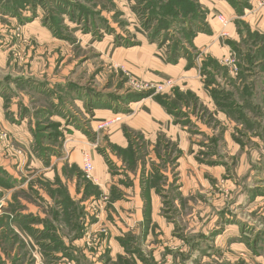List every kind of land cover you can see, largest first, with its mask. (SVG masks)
Wrapping results in <instances>:
<instances>
[{"label": "rangeland", "instance_id": "374dc122", "mask_svg": "<svg viewBox=\"0 0 264 264\" xmlns=\"http://www.w3.org/2000/svg\"><path fill=\"white\" fill-rule=\"evenodd\" d=\"M48 1L43 0V3ZM72 1L85 4L94 9L96 14L86 20L78 19V13L72 15L70 10L68 14L60 13L64 23L57 33L51 23L52 20L46 22L51 11H54L53 15L57 14V11L48 9L50 5L46 8L44 5L39 6L34 14L32 10L18 12L13 9V5L7 4V0H0V94H4L5 99L8 98L6 103L10 104L15 103L14 98L17 102L23 97L28 105L25 107L28 114H36L40 106L45 107L43 111L47 110L48 113H60L61 111L57 109L60 106L54 107L52 102H49L52 98L44 93H38L40 89H35L41 88L40 84L44 81L55 83L54 93H57L59 102L66 101L74 106H72L74 110H79L81 116L78 120L81 125L77 126H82L86 142L94 141V149L105 156L106 167L109 166L108 170L111 173L117 175L118 170L123 173L106 182L109 186L93 184L84 176L82 168L78 165L80 156L74 155L76 151H73L77 147H71L70 154L73 151L71 161L65 150L61 159H54L55 164L62 167V171L63 168H68L66 170L69 179L67 183L64 182V187L70 196V202L64 203L65 197L63 201V196L58 194L61 187L53 179V174L48 175L43 169L37 170L42 166L37 168L30 164L28 167L30 155H35L39 147L26 148L25 146H29L25 142V140L28 142L27 133L25 130L19 132L15 126H11V117L4 116L3 112L0 126L8 129L5 132L9 137L5 143L0 139V157L6 165L15 169L11 170L13 173L19 172L16 176L23 183L25 191L19 193L21 200L28 204L31 202L44 210V219L60 226L70 238L75 237L85 223L84 232L88 231L91 237L84 238L83 232L84 240L80 242L79 249L86 250L85 253L83 250L81 252L84 259L72 261L70 264H174L176 261L185 264H264V247H261L259 255L262 257L259 258L251 246L253 239L258 236L264 245V210L257 213L260 206L256 204L250 208L246 207L245 210L239 207L245 202V198L243 191L235 188L234 184L233 178L237 177L242 168L239 178L247 173L244 164L239 165L234 159L236 157H233L240 154V151L231 148L229 163L224 164L227 167L223 176L217 177V174L209 170H206L203 176L200 168L191 170L188 167L187 172L182 169L181 175L182 173L174 168V163L182 152L162 134L153 146L142 132L130 131L125 127V137L132 147V154L117 149L119 145L113 137L112 140L107 137L108 131L106 133L101 131L100 135L93 131L92 108L101 107L92 105L97 99L106 106L117 105V108L129 112L127 104L119 98H128L130 95L148 91L133 86L128 75L116 66L117 60L109 53L113 54L116 45L132 43L133 30H130V22L138 24L141 31L142 29L147 31L148 36L150 30L146 29L145 17L141 14L142 9L137 6L136 0H117V3L110 0ZM104 3L106 7H103ZM15 11L18 12L17 17L14 16ZM34 15L37 16L33 17ZM102 16L106 17L107 22L101 21ZM35 20L38 22L32 23ZM102 28L105 31L100 32ZM124 28L128 32L124 31ZM113 29H117V33L112 37L105 36ZM78 37L80 40L76 43ZM258 40L264 45L261 39ZM242 44L245 55L253 51L254 46L251 43L243 41ZM166 46L170 48L172 43L168 41ZM263 60L264 57L260 55L255 61ZM240 61L242 63L243 59L240 58ZM256 63L258 62L254 64ZM248 67L251 78L247 80L251 89L246 91V98H243L242 104L252 116L256 110L254 106L260 109L264 107V63L262 67L260 64L255 67L249 64ZM224 73L227 76L226 70ZM229 75L232 76L230 70ZM66 89L68 94L64 92ZM241 89L236 88L237 96H240ZM48 92L51 93V90ZM79 92H83L85 99H81ZM179 95L189 101V93L185 92V88ZM75 96H80L81 101L76 103ZM203 115L205 116V113ZM262 117L264 119V115ZM34 120L36 121V118ZM45 125L46 122H43L40 127ZM241 132L252 130L244 125L241 129L236 128L233 135L241 140V137L243 139ZM96 140L98 143L100 141L103 147H97ZM248 147H251V144ZM13 148L15 150L21 148L23 154L16 155ZM107 148L110 153L122 160L120 166L109 153L105 152ZM54 149L59 153L62 151L61 148ZM39 153H42L41 149ZM21 158L24 159V164H21ZM203 159V156L198 157L199 162H204ZM214 163L215 161H210V164ZM17 166L20 167L19 170ZM129 172H138L140 180L136 181L138 177L131 179ZM21 176L27 179L22 181L24 177L20 178ZM239 178H236V181L240 182ZM30 185L42 189L45 195L51 194L52 203L49 205L50 200L41 199L39 194L36 197L34 192L30 198ZM233 188L236 190L232 192ZM141 189L149 197L147 200L144 196L149 209L138 213L136 203L139 202V198L136 193L141 192ZM152 189L157 191L159 198L158 196L152 198ZM7 193H10V197L15 191L9 190ZM259 201L263 203L264 198ZM254 206L256 207L253 208ZM33 207L31 206V209ZM252 209H256V212ZM238 213H242L239 215L245 221L243 225V221L240 222L239 229L233 226L237 224ZM93 223L95 230L90 231ZM223 232V236L218 237ZM122 240L129 245L122 244ZM239 241L246 243L249 251L243 252L239 249ZM132 251L135 255H132Z\"/></svg>", "mask_w": 264, "mask_h": 264}, {"label": "crops", "instance_id": "0c3cea01", "mask_svg": "<svg viewBox=\"0 0 264 264\" xmlns=\"http://www.w3.org/2000/svg\"><path fill=\"white\" fill-rule=\"evenodd\" d=\"M113 1L117 3V0ZM197 1L202 8L207 11V18L204 30L198 32L193 39L194 47H191V51L195 52L197 55L194 62L195 64L192 67H189L190 61L186 56H181L176 61H169V47H160L158 42L151 41L147 31L143 29L141 31L138 24L132 22H130L129 25L131 26L130 30H133L131 31L133 32L132 43L128 45L122 44L121 46L116 45L113 54L112 52H108L111 57L113 56L115 60H117L116 66H118L122 72L131 75L142 83L157 85L168 79H174L175 86L167 89L164 93H160L164 96L166 105L162 104L151 95L142 100L127 104L129 112L105 106H101L105 108H93V121L91 122V125L93 126V131L97 132L98 135H100L99 133L101 131H104L105 133L108 131L109 136L107 137L111 138V140L113 137V140L118 143L119 147L124 149L129 146V140L125 137V127L130 129V131L142 132L145 135V138L149 140L153 146H155L154 144L159 138V135L162 134L164 137L171 140L176 148L182 152L176 157L177 160H175L174 163V168L178 170L179 173H182L183 168L184 172H187L188 167L191 170H197L200 168L203 176L205 175L206 170L214 172L217 174V177H219V175L223 176L226 172L225 168L227 167V165L224 164L229 163L231 148L235 151H240V154L233 155V157H236L234 159L237 160L239 165L240 163L244 164V170H246L247 173L244 177L239 178L241 171L243 170L242 168L239 174L237 170L239 176L237 175V177L233 178L235 180V188H239L243 191L244 200L246 202H244L242 206L239 205V207H243L245 210L246 207L250 208L256 204L257 206H260L257 211V213H260L264 210V202L262 203V201H259L264 198V133H261L262 130L264 131V119L262 117L264 115V107H261L260 109L259 107L254 106V109L256 110L255 114L252 115L253 118L246 111L244 104L242 103L243 98H246V91H244L246 85L248 89H251L248 86L247 80L251 78L249 77L250 72H248L249 70L246 72L244 71L246 74L245 76L242 74L239 75V73H234L232 70L234 64L231 61L232 59H235V65L238 64H236V53L233 45L235 44L238 49H242L244 46L242 44V35L239 32V23L243 21L247 22L253 31L264 35V6H259V0H249L250 7L246 8L245 12L239 15L237 10L227 0ZM137 15L138 14H136V16ZM220 15L227 20L226 24L221 22L219 19ZM108 19L110 20V18ZM34 22H38V20L32 21V23ZM116 30L113 29V31H111L113 33L109 32L110 34H106L105 36L110 35V37H112V35L117 33ZM103 31L105 30L102 28L100 32ZM124 31H127V29L124 28ZM79 37L76 43L79 42ZM209 57L213 59L211 65H208L209 61H207V59H209ZM204 63L208 71H205L204 69V72L206 73L202 75V65ZM225 66L232 72V76L229 75V71H227ZM241 67L242 69H246L245 67L248 66L243 62L241 63ZM224 69L226 70V75L228 77L225 76ZM207 78L211 79H209L210 82L208 84H206ZM40 85L41 88H34L40 89L38 93H44L48 95L49 98H52L51 101H49L48 98L47 102H52L54 107L60 106L57 109L61 111L60 113H63H48L46 110L44 115L49 116L46 125H48L49 122L56 121L60 124L59 129L64 133V137L60 138L59 142L55 144L52 142L45 144L46 148L48 147L54 150L51 152L50 149V151L47 152L50 155L48 160L41 156V153H39L40 148L37 149L35 155H30L28 167H30V164H34L37 168L42 166L37 170L43 169L44 171H47L46 173L48 175L53 174V179H56L58 176L63 182L67 183L69 177L63 175L62 167L56 165L54 159H61L63 157V152L67 150L69 161H71L73 151H76L74 155L80 156L78 165L82 168L83 154L88 152L95 165L93 173L95 178L94 184L101 187L109 186L106 182L110 179L113 180L114 176L119 177L123 172L118 170L119 173H117V175L111 173L108 170L109 166L107 165L108 167H106L105 156L97 151V149H94V141L86 142V136L82 132V126H77L79 124L81 125L78 120L81 116L79 110H74V106L71 105V103L69 104L66 101L62 103L59 102L57 93H54L55 83L52 84L48 81H44L41 82ZM67 88L70 89L68 85ZM184 88L185 92L189 93L188 102L182 99L179 95ZM236 88H242L240 96H237ZM48 90H51V93L48 92ZM67 90L68 89L64 90V92ZM212 90H214V92ZM59 93L61 94V92ZM79 94L81 95V99H85L83 92H79ZM3 95L4 94H0V119L3 118V112L4 116L11 117L10 119L12 122H10V125L15 126V129L19 132L25 130L27 133L28 142L26 140L25 142L29 146L25 147H36L34 131L37 119L35 121L33 114L25 112V107H28L27 103L24 102L25 100H23V97L17 102L14 98L13 100L15 103H8L7 106L6 99L8 98L5 99ZM75 98L76 103L81 101L80 96H75ZM44 108L45 107L41 108L40 106L38 110L43 111ZM60 108H64L65 110L63 109V111ZM199 113H201V115ZM204 113L205 116L203 115ZM38 121L43 123L42 118H39ZM105 121L112 122L105 129H99V126ZM244 125L247 126L249 130H252V132H241L243 134V139L241 137V140H239L233 134L236 128L241 129ZM3 128L5 129L6 127L4 126ZM5 130L8 131L7 128ZM3 141L5 143V140ZM95 143L97 147H103L100 144V141L98 143L96 140ZM249 144H251V147H248ZM71 147L77 148L70 154ZM54 148H61V153ZM105 152L109 153L111 158L113 157L118 166L122 164V160H120L119 156L110 153L108 148ZM60 155L62 156L56 157ZM199 156H203L204 162L198 161ZM64 159L66 161L65 157ZM20 160L21 164H24V159L21 158ZM210 161H215V163L210 164ZM0 165L3 166L16 181L15 187L10 189V191L18 192V190L23 189V183H21L16 176L19 172L13 173L11 170L13 169L14 171L15 169L6 165L1 157ZM19 168L20 167L17 166V170H19ZM46 173H44V175H46ZM128 174L131 179L138 177L136 178V181L140 180L138 172H129ZM181 175H183V173ZM23 177L24 176H21L20 178ZM236 178L241 179V181H236ZM26 179L27 177H24L22 181H25ZM29 190L30 198L33 197V194L35 193L36 197H38L39 194L41 199L45 200L47 198V200H50L49 205L52 203L51 194H47L49 190L46 193L47 195L42 193L43 190L37 186H35V188H30ZM234 190L236 189L233 188L232 192ZM4 192L5 196L0 200L3 202V205L0 208V217L3 215V208L7 207L8 202L13 200V194L9 197L10 193H7L9 190H4ZM156 192L157 191L154 189L151 190L153 199L157 196V198L160 197ZM136 195L137 198H139V202L136 203L137 212L139 213V211H144L148 207V204H145V193L142 192V189L141 192H137ZM18 198L19 201L17 203H21V205H25L26 207L25 213L32 212L36 215H40L41 218H44V210L37 208V206L31 202L30 204L24 203L20 196ZM31 206L34 207L31 209ZM255 207L256 206L253 208ZM19 210L20 208L17 211ZM253 212H256V209ZM239 214L240 213H238V215ZM240 215L236 218L237 224L233 225L237 226L238 229L241 221H243L242 225L245 223ZM94 225L95 224L93 223L90 226V231L95 230L93 229ZM35 226L43 228V224L41 225L40 223L35 224ZM12 228L18 234L19 238L25 241L27 246V256L25 258L26 260L20 257L21 254L18 252L17 245L13 249L10 248L5 251L0 250V258L6 259L4 264H11V259L15 257L18 258L19 264H32L33 261H35L33 264H70L69 259L63 256L62 251L44 250L39 244L43 242H39L34 236L28 233L20 223H12ZM2 231L3 229H0V234ZM89 234L88 231L86 233L84 232V238H87ZM223 234L224 232L219 234L218 237L221 235L223 236ZM62 238L67 245L70 244L68 235H64ZM84 238L81 237L74 240L73 244L79 248V244L81 245L80 242H83ZM230 242H232V240ZM260 243L262 244V241H260ZM238 246L243 252L249 251L247 244L243 241H239ZM82 250L83 253H85L86 250L81 248V251ZM259 256L258 253V256L256 257ZM58 257H61V259H58Z\"/></svg>", "mask_w": 264, "mask_h": 264}, {"label": "trees", "instance_id": "16d2710c", "mask_svg": "<svg viewBox=\"0 0 264 264\" xmlns=\"http://www.w3.org/2000/svg\"><path fill=\"white\" fill-rule=\"evenodd\" d=\"M113 1V0H110ZM229 3L237 10L239 15L245 12L246 8L250 7L249 0H227ZM137 6H140L142 9V15L146 20V29L149 31V38L153 42H158L159 46H166V43L170 41L172 46L169 48L170 58L169 61H176L181 56H186L190 63L189 67H192L195 63L196 53L191 51V47L193 46V39L197 35L198 32L204 30L205 21L207 18V11L202 8L200 3L197 0H136ZM7 4L13 5L14 10H32L34 14H36V10L39 6L44 5V7H50L48 9L57 11L56 15H53L54 11L49 15V19L46 20L48 23L50 20L52 25L54 26V30L58 33L59 30L63 27L64 20L60 17V13L68 14L67 12L70 10V14L76 15L78 13V19H86L89 20L90 16H95L96 11L87 7L82 3H75L72 0H49L48 3H43V0H7ZM103 7H106L103 4ZM15 11V15L17 17V12ZM100 12V11H99ZM139 15V14H138ZM37 15H34L35 17ZM102 22H107L106 17H101ZM108 28V27H107ZM112 30V29H109ZM239 32L242 35L243 41L247 44L248 42L254 46L252 52L248 55H245L242 49H238V47L234 44L233 48L236 53V64L238 68L239 75H246L244 71H248L250 67H245L246 69H242L240 58L243 59V62L247 64V66L253 65L262 67L263 61H255L262 55L264 57V45L258 40L261 39L264 42V35L259 34L256 31L251 29V26L247 22L239 23ZM252 47V46H251ZM209 61L208 65L213 63V59L209 57L207 59ZM242 62V63H243ZM255 62H258L254 64ZM206 63V62H205ZM205 63L202 65V75H204L208 71L205 67ZM227 71L229 68L225 66ZM210 78L206 79V84L210 82ZM248 87L246 85L245 90L247 91ZM214 92V90H212ZM211 91V92H212ZM153 95L159 102L166 105V101L164 96L160 93H154V90H148L143 93H139L136 95H130L128 98L122 96L124 103L129 104L131 102L142 100L146 97ZM98 97V95H97ZM97 99L93 106H105L110 107V105H104L101 101ZM122 103V102H120ZM8 106V103H7ZM117 106V105H116ZM116 106H112L116 110H121ZM94 108V107H93ZM92 108V109H93ZM45 111H38L34 114V117L37 119L36 128L34 131V135L36 137V146H38L42 150V155L46 160L49 159L50 155L47 153L51 148H46L45 144L57 143L60 138L64 137V133L59 131V123L49 122L48 125L44 127L41 126V122L38 121L39 118L43 119V122L49 120V116L44 115ZM80 125V124H79ZM48 131L47 134H45ZM45 132V133H42ZM51 143V144H52ZM121 150V152L132 153V147L128 146L127 148L116 147ZM54 150L51 149V152ZM133 154V153H132ZM66 169H68L66 167ZM63 168V175L69 177V173ZM158 178V177H157ZM55 181L60 185L59 195L63 196V201L65 197V202L69 204V198L67 194V189L64 187V182L60 177H56ZM15 180L11 177L10 173L0 165V200L5 196L4 190H10L15 187ZM91 182V181H90ZM93 183V182H92ZM94 184V183H93ZM30 188H35V186L30 185ZM64 188V189H63ZM25 192L24 189L18 190L13 194L11 201L8 202V206L3 208V215L0 217V229H3L0 234V250H9L13 249L16 245L18 248V252L21 254V258L25 260L27 256V246L24 240H21L18 234L13 230L12 223L17 222L20 223L25 230L34 236L44 250L50 251H62L63 256L67 257L72 263V261L78 262L80 259H84V255L81 253V249H79L76 245L73 244V241L81 238L83 232L85 230V226L83 223L82 227L75 235V237L70 238L68 234H65L62 228L58 225H54L53 223L48 222V219L41 218L40 215H36L32 212L25 213V205H21V203H17L19 201V193ZM145 193V192H144ZM52 196V195H51ZM146 196V195H145ZM147 200L149 197L146 196ZM20 208L19 211H17ZM149 208H146L148 210ZM42 223L43 228L36 227L35 224ZM68 235L70 239V244L67 245L63 240L62 236ZM126 241L122 240V244L128 246L129 244L125 243ZM264 242V241H263ZM259 236L254 238L252 241V248L258 254L261 250V247H264L263 244H260ZM5 245V247H4ZM259 245V247H258ZM263 245V246H262ZM125 246V247H126ZM132 255L134 251H132ZM186 258V257H185ZM61 259V257H58ZM6 259L0 258V264H4ZM35 261L32 262V264ZM74 263V262H73ZM11 264H19L18 258L15 257L11 259ZM30 264V263H29ZM76 264V263H75ZM174 264H185L176 261Z\"/></svg>", "mask_w": 264, "mask_h": 264}, {"label": "built area", "instance_id": "2783aa9c", "mask_svg": "<svg viewBox=\"0 0 264 264\" xmlns=\"http://www.w3.org/2000/svg\"><path fill=\"white\" fill-rule=\"evenodd\" d=\"M259 6H264V0H259ZM219 19L221 20L222 23L226 24L227 23V20L223 17V16H219ZM234 66L232 68L233 72L234 73H238V68H237V65H235V59H232L231 61ZM130 76V77H129ZM128 78L130 80V83L133 85V86H136V87H139V88H142V89H146V90H154V93H164L167 89L169 88H173L175 86V81L174 79H168L166 81H164L163 83L161 84H151V83H142L140 81H138L136 78L132 77L131 75H128ZM116 119H119V118H116ZM112 122V121H111ZM110 121H105L104 123H102L100 126H99V129H105L106 127H108L111 123ZM8 133L5 132V129L0 126V139H3V140H8ZM13 152L16 154V155H22L23 154V150L21 148L19 149H14L13 148ZM82 170H83V174L84 176L91 182L94 183V176H93V173H94V170H95V165H94V162L93 160L91 159V156L88 152L84 153L83 154V164H82ZM3 205V202L0 201V208L1 206ZM88 237L90 238L91 235L89 234Z\"/></svg>", "mask_w": 264, "mask_h": 264}]
</instances>
